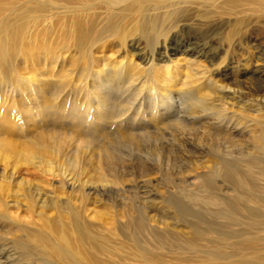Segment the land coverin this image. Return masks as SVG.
Wrapping results in <instances>:
<instances>
[{
	"label": "rangeland",
	"instance_id": "rangeland-1",
	"mask_svg": "<svg viewBox=\"0 0 264 264\" xmlns=\"http://www.w3.org/2000/svg\"><path fill=\"white\" fill-rule=\"evenodd\" d=\"M263 135L264 0H0V264H264Z\"/></svg>",
	"mask_w": 264,
	"mask_h": 264
},
{
	"label": "bare ground",
	"instance_id": "bare-ground-1",
	"mask_svg": "<svg viewBox=\"0 0 264 264\" xmlns=\"http://www.w3.org/2000/svg\"><path fill=\"white\" fill-rule=\"evenodd\" d=\"M236 1L237 0H223V2H230V3H234ZM260 142H261L262 151H264V135L262 136V139ZM163 151H164V148L157 150L155 157L160 158ZM227 168H229V169H227ZM257 169H260V171L257 170L255 173L259 176L264 177V168L258 167ZM226 171L228 172L225 174V177H224L226 179L231 180L233 178L234 173L237 175L236 172H232V169L230 167H226ZM66 178H67L66 176L62 177L63 183L70 186L71 189H75V185H73V183L72 184L70 183V185H69L70 180L66 179ZM234 181H235L234 182L235 184H237V185L242 184V185H244V187L246 186L245 187L246 189H248L247 190L248 194L247 193H245V194L240 193V196L245 195V199L237 196L234 200H238L241 202L242 201H249V202L252 201L255 204L257 202L262 201V197L260 198L258 196H255L254 194H251L253 192V189H252V186L250 185V183L244 184L243 179L241 177H236V179ZM79 189H81V188H79ZM208 189H209V187H208ZM210 189H211V191L213 190L212 187H210ZM101 190H102V188H101ZM216 192H218V191H216ZM86 196H87V194L83 195V197H86ZM206 200H207L206 202L209 204H213L212 201L217 200V202H216L217 205L216 204H213V205H216L219 207H220V205H222L223 207H220L221 211L228 213L229 216L234 218V220L237 219L236 216H238L241 213L242 214L244 213L246 216H248L250 218L249 220L251 221V223L249 225H252V224L256 225L257 224V221H256L257 218L254 219L255 214H253V211L250 210V208H243V207H245V206H243L242 209H238L237 206L234 205L232 202L223 201L222 198L218 199L217 197L212 195V193H210V192L207 193ZM175 209L178 210V212H179L178 214L181 216L182 215L185 216L186 213L190 214L187 212V210L184 207H182L180 205H177V207ZM243 215H242V217H243ZM138 218H140V217H138ZM144 221L145 220L142 221L141 218H140V220L136 218L135 223H129V225L135 226L136 229L139 231V233L143 234V236L145 238H152L155 240V237L159 236V235H157V233H155L153 231L154 228L151 229V231L146 230V228L150 227V225H149V223L145 224ZM199 222H200V220H198L197 222L192 224V227H193L192 233L199 234V235H200V233H203L204 230H201L197 224ZM258 224L260 225L262 223H258ZM71 225L74 229H76V232L78 233V235H77L78 240L77 241H83L85 238H87V234L83 233V229L81 228L80 224L76 223V221L73 218L71 221ZM188 225H190V224H188ZM68 227H69V225H68ZM151 228H152V226H151ZM52 229H53V227L52 228L48 227L47 231H49V233H50L52 231ZM63 229H65V230H62L60 228L58 232L55 231V233H54L57 236L58 242H48V240L45 236H43V238H40V237H32L31 238L30 236H28V243L18 246V249L20 250L19 256L27 264H53L54 263L53 261H56V264H82V263L87 264L84 256L81 254L80 249L77 247L76 242H74L72 244V241H71L72 238H68L67 235L65 234V232L68 229L65 227H63ZM160 234H162L163 236L168 235L167 231L165 233H160ZM137 239L139 241V238H137ZM140 240H141V238H140ZM248 242L253 243L252 239H251V241H248ZM158 243L161 244L163 242H158ZM16 244H19V242H16ZM55 244H57V245H55ZM78 257H81L82 260L78 259Z\"/></svg>",
	"mask_w": 264,
	"mask_h": 264
}]
</instances>
